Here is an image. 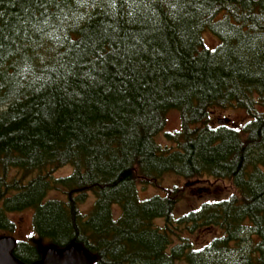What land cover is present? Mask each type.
I'll return each mask as SVG.
<instances>
[{
  "label": "trees",
  "instance_id": "trees-1",
  "mask_svg": "<svg viewBox=\"0 0 264 264\" xmlns=\"http://www.w3.org/2000/svg\"><path fill=\"white\" fill-rule=\"evenodd\" d=\"M230 108L248 120L210 123ZM167 173L228 192L176 214ZM25 210L26 263L78 242L93 264H264V0H0V231Z\"/></svg>",
  "mask_w": 264,
  "mask_h": 264
},
{
  "label": "rangeland",
  "instance_id": "rangeland-1",
  "mask_svg": "<svg viewBox=\"0 0 264 264\" xmlns=\"http://www.w3.org/2000/svg\"><path fill=\"white\" fill-rule=\"evenodd\" d=\"M205 41L206 44L210 47H214L218 44V38L212 34L211 32L205 33ZM248 120V115L246 112L239 108H230V109H215L211 114L210 123L212 125H217L219 123H231V124H243ZM181 127V119L180 114L177 110H171L167 115V123L164 130L158 135V141L163 145H170L171 142L165 136V132L167 131H175L180 129ZM72 172L71 166H66L60 168L56 171V176H64L68 175ZM163 187L169 188L173 186L182 187L186 185L188 190L185 191V196L179 202L176 210V214H183L186 211L196 208L201 204L202 201L212 198L213 193H222L227 194L228 188H218L217 190H201L198 191L197 188L191 181L185 179L184 177L178 176L176 174L167 173L163 177L162 181ZM219 190V191H218ZM139 191L142 197L152 196L157 193H164L163 189L156 188L155 186H142L139 185ZM52 195H58V193L53 192ZM95 200V196L92 193H89L86 197V200L82 203L83 210H88L93 205ZM16 221L17 228L14 233L11 235L14 236L16 239L25 240L28 239L30 236L35 235L33 226H32V211L25 210L23 212H17L13 216ZM221 234L216 228H207L201 229L198 231L197 236H191L192 240L195 239L196 242H205L211 237L215 235ZM0 235H10L4 231H0Z\"/></svg>",
  "mask_w": 264,
  "mask_h": 264
},
{
  "label": "water",
  "instance_id": "water-1",
  "mask_svg": "<svg viewBox=\"0 0 264 264\" xmlns=\"http://www.w3.org/2000/svg\"><path fill=\"white\" fill-rule=\"evenodd\" d=\"M17 239L12 235H0V264H93V256L82 244L72 242L65 247L49 246L42 259L26 263L15 257L13 249Z\"/></svg>",
  "mask_w": 264,
  "mask_h": 264
}]
</instances>
